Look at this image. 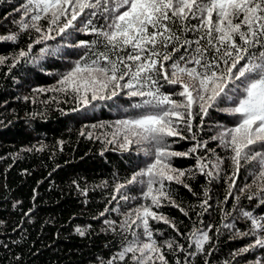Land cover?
<instances>
[{
  "label": "snow or ice",
  "instance_id": "obj_1",
  "mask_svg": "<svg viewBox=\"0 0 264 264\" xmlns=\"http://www.w3.org/2000/svg\"><path fill=\"white\" fill-rule=\"evenodd\" d=\"M14 12L16 30L0 35V43L18 46L23 38L26 47L0 54L5 76L15 80L13 69L39 67L56 77L54 85L32 89L52 94L40 103L72 104L84 120L98 108L116 114L80 131L103 145L101 156L119 152L129 165L127 175L113 171L96 186L73 181L84 197L111 188L92 217L102 224L97 234L111 237L109 254L94 264H197L200 257L210 264L225 233L247 242L223 264H264V0H23ZM49 58L67 61L65 70L47 71L42 62ZM223 117L232 119L221 123ZM181 142L189 146L177 150ZM33 150L44 146L23 149ZM183 160L194 163L181 167ZM242 169L250 180L240 186ZM198 177L205 181L200 193L192 183ZM218 182L225 195L216 223L205 216ZM176 186L197 202H186ZM22 204L15 201L13 210L30 219L34 209ZM166 207L191 227L161 211ZM73 230L81 238L96 232L91 224ZM13 259L22 264L20 255Z\"/></svg>",
  "mask_w": 264,
  "mask_h": 264
},
{
  "label": "trees",
  "instance_id": "obj_2",
  "mask_svg": "<svg viewBox=\"0 0 264 264\" xmlns=\"http://www.w3.org/2000/svg\"><path fill=\"white\" fill-rule=\"evenodd\" d=\"M22 2L23 0H0V35L9 29L16 30L10 21L19 17L14 8ZM5 16L8 17L7 20L4 19ZM49 43L54 45L56 42ZM17 47H26L23 38L18 46L0 43V54H11ZM39 47L41 46H36L34 51H38ZM71 59L76 57L72 56ZM66 63L68 62L54 58L42 62L47 71L54 72L64 71ZM6 72V67H0V221L4 222L0 224V242L9 247H0V264H16L14 255L22 257V264H94L95 258L102 252L105 256L109 254L104 245L111 237L97 234L102 224L92 217L104 209L111 188H97L88 197H84L73 181L81 186H96L103 180L110 181L113 171L127 175L123 170L129 165L119 152L108 151L101 156L103 145L81 136L80 131L85 124L96 123L97 119L112 120L116 118V114L106 108H98L95 113H89V119L84 120L81 113L70 111L74 106L72 104L45 105L39 102L52 94L38 95L32 89L54 85L56 77L45 75L39 67L32 65L13 69L15 80L12 74L6 77ZM25 96L34 97L38 102L25 101ZM60 108H64L67 114H63ZM32 113H37L35 119L30 118ZM231 119L223 117L221 123H227ZM60 142H63L62 151ZM41 145L44 146V151H23L26 148H39ZM188 146L186 142H181L176 148L184 150ZM177 163L181 167H187L194 161L183 160ZM249 180L242 169L237 184L243 186ZM192 183L194 190L200 193L205 181L203 177H198ZM176 187L186 202H197V198L186 189ZM213 193V200L210 201L213 207L205 219L219 223L221 212L217 201L222 200L225 195L222 182L216 184ZM17 200L23 201L24 211L34 209L30 219L24 217L20 209L13 210L12 205ZM242 203L251 209L252 205L246 199ZM231 204L232 200L229 199L228 204L223 207L230 209ZM161 211L183 220L184 226L191 227V222L177 209L166 207ZM87 224L93 225L96 230L90 237L81 238L74 233V226ZM155 226L167 229L166 235H174L166 225ZM184 226H181L182 231L187 230ZM226 236L227 233L221 237L215 254L209 257L210 264H223L229 259L231 250L247 242L242 239L226 240ZM197 264H203V257L198 258Z\"/></svg>",
  "mask_w": 264,
  "mask_h": 264
}]
</instances>
